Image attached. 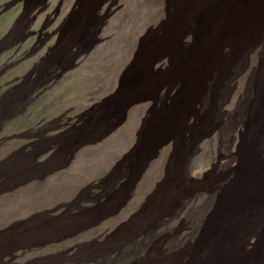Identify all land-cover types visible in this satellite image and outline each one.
Masks as SVG:
<instances>
[{
  "label": "rangeland",
  "instance_id": "374dc122",
  "mask_svg": "<svg viewBox=\"0 0 264 264\" xmlns=\"http://www.w3.org/2000/svg\"><path fill=\"white\" fill-rule=\"evenodd\" d=\"M166 1L120 0L123 7L111 19L112 27L109 24L102 32L105 42L78 65L65 70L58 80H50L42 91L35 90L25 98L28 104L25 110L21 108L20 115L9 120L0 117L3 155L12 145L29 143L10 139L14 137L12 133L43 124L46 117L62 115L64 123L80 118L84 124L90 116L87 129L93 134L91 131L98 124L105 129L109 126L112 108L126 107L125 117L103 140L83 147V158H79L87 162L79 171L71 167L54 180L30 181L10 188L11 192L0 191V264H178L188 262L204 239L206 229L201 222L212 212L208 209L212 190L223 189L231 181V175L239 168L235 154L249 152V110L243 111L250 101L246 70L231 72L227 92L218 107L208 113L209 126L201 128V117L206 112L203 100L198 98L191 102L177 132L165 131L163 138L159 136L163 116L173 112L181 85L180 76L172 71L177 55L166 48L160 50L158 42L165 38L164 34L167 44H192L190 31L184 36L164 32ZM13 16L14 10L1 15L0 28H5ZM118 17L121 18L117 20ZM144 31L155 47L145 64L139 62L142 68L136 64L126 67L136 56L133 54ZM141 50L136 51L141 52L140 59L144 52ZM197 56L204 57L200 52ZM7 57H0V67ZM22 61L17 59L0 69V85L30 71L31 62ZM160 63H165L163 71L153 73L152 66L157 64L158 68ZM188 63L192 65L194 59L191 57ZM254 63L250 56L247 66ZM204 80L206 87L212 85L209 71ZM160 90L162 97H158ZM122 91L127 93L124 97L120 96ZM92 106L91 114L77 116ZM166 140L169 143L157 154L158 146ZM18 182L15 180V185ZM181 182L185 188L165 199L167 191ZM50 214L64 217L54 219L42 233L34 232L32 240H21L20 221L30 226L39 222L40 227L42 221H52ZM60 220L68 222V226L57 229ZM25 232L28 233L26 229ZM58 234L64 237L59 239ZM254 240L249 237L246 250L254 248ZM47 253L52 256H43Z\"/></svg>",
  "mask_w": 264,
  "mask_h": 264
},
{
  "label": "bare ground",
  "instance_id": "6f19581e",
  "mask_svg": "<svg viewBox=\"0 0 264 264\" xmlns=\"http://www.w3.org/2000/svg\"><path fill=\"white\" fill-rule=\"evenodd\" d=\"M119 1L0 0V16L14 10L13 18L7 21L10 23L4 25L5 28H0V57L8 55L2 59L3 66L0 69L9 67L17 59H28L32 64L28 73L22 74L24 71H21L22 75L10 78L7 85L3 83L4 88L0 85V117L9 120L20 115L21 108L25 110L28 104L24 101L25 98L35 90L42 91L50 80H58L65 70L78 65L86 55L105 42L107 39L102 37V32L123 7V3ZM165 13L167 20L163 24L164 32L174 31L184 36L186 31H190L189 39L192 44L189 47L182 43L167 44V36L164 34L162 36L165 38L162 37L163 40L158 42L160 50H172L177 55L172 71L180 76L181 85V95L173 106V112H166L163 116V129L159 127L162 129L159 136L162 137L165 131L177 132L191 102L198 98L203 100L206 112L201 117V128L209 126L208 113L220 104L222 95L228 90L230 74L236 69L246 70L245 84L250 96V101L243 107V111L249 110V152L235 154L234 160L239 168L231 175V181L223 189L212 190L208 207L212 212L201 222L206 229L205 237L197 250L194 249L195 253L188 262L178 264H264V157H261L264 153V0H167ZM110 26L112 27L111 24ZM152 43L148 33L144 31L133 54L136 56L132 57L126 67L136 64L137 68H142L143 65L139 62L145 64L148 61L145 58L155 47ZM138 49L144 51L140 55L141 59L138 57L140 51L136 53ZM39 51L41 54L37 57ZM199 52L204 57H198ZM250 56L255 63L247 66ZM15 57L17 59L12 61ZM191 57L194 59L192 65L188 63ZM160 64L158 68L155 67L157 64L152 66L153 73L160 74L163 71L165 63ZM208 71L213 79L210 87H206L204 80ZM161 92L160 90L158 97H162ZM126 94L122 91L120 96L124 97ZM93 108L82 110L77 116L89 115ZM125 109V106L118 108L117 105L112 108L111 123L106 129L103 124H98L99 127L91 131L94 135L87 129L90 116L83 124L79 121L80 118L64 123L62 115L46 117L43 124L12 133L16 138L10 139H24L29 143L22 141L12 145L0 155V179L3 182L0 191L11 192L13 190H9L10 188L17 185L18 188L30 181L54 180L68 173L71 167H77L79 171L87 162L79 158L83 156V147L103 140L111 128L125 117ZM68 118L72 119L74 116ZM26 132H29L28 137L23 138ZM168 143L169 140L160 143L157 154ZM15 180L19 181L16 185ZM184 188L182 182L176 183L167 191L165 199L172 198L173 194L178 195ZM62 217L61 214L53 215L51 222L42 221L40 227L37 219L39 224H34L37 229L20 221V227H23L21 240H32L34 232L42 233L46 227L52 226L54 219ZM65 221L60 220L57 229L67 225L68 222ZM30 228L34 229L29 230ZM56 233L53 231V234ZM250 236L255 239L254 248L248 251L245 246ZM63 237L64 235L58 234L59 239ZM43 256L49 258L52 254Z\"/></svg>",
  "mask_w": 264,
  "mask_h": 264
}]
</instances>
